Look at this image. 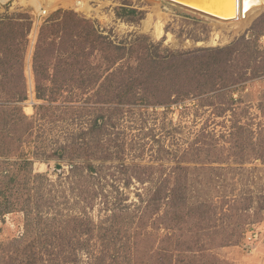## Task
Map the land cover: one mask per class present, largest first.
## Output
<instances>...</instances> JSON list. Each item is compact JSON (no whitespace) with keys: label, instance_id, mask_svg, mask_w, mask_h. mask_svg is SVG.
Listing matches in <instances>:
<instances>
[{"label":"rangeland","instance_id":"rangeland-1","mask_svg":"<svg viewBox=\"0 0 264 264\" xmlns=\"http://www.w3.org/2000/svg\"><path fill=\"white\" fill-rule=\"evenodd\" d=\"M36 1L37 6L30 0H0V20H12L4 29L11 37H18L19 30L30 22L25 67L29 97L21 103L29 116L35 112L34 104L44 102L35 97L31 73L38 32L41 26L49 27L61 20L65 21L60 26L63 35L67 34L69 39L77 27L84 26L80 21L84 19L107 42L129 47L137 39L136 42L148 45L150 51L157 45L159 50L186 52L188 57L202 54V49L230 46L240 37L255 40L258 32L256 42L250 40L248 45L258 47L261 54L264 52V7L246 26L235 29L237 21L214 19L167 0H54L50 4L46 0ZM77 1H86L90 10L85 12L82 7L76 10ZM122 8L136 10L137 14H123ZM42 10L45 14L33 24ZM149 19L150 23L162 21L158 37L147 28L145 22ZM59 35L56 31L53 36ZM262 55L257 62L255 56H242L244 60L250 59L248 78L235 89H228L222 97L210 94L205 101V96L189 95L177 101L172 97L167 107L128 106L121 117L112 119L113 126H108L104 134L90 128L93 110L87 112L80 107L93 103V97L87 100L93 90L64 92L63 96L69 94L68 98L59 96L53 101L52 105L61 106L50 109L54 117H37L31 141L25 144L29 155V150L38 146L52 154L62 145L70 144L64 159L34 160L33 172L48 179L34 181L36 191L32 199L38 201L44 196L50 202L47 195H54L55 207H46L47 215L62 213L67 217L85 212L96 223L113 212V208L118 212L126 208L136 216L134 220L125 218L135 228L141 221L137 216L142 200L146 201L162 184L171 186L174 177L179 180L190 177L192 187L198 188L192 195L206 196L224 209L222 213L218 210L206 227L197 229L200 235L223 234L221 237L226 238L228 230L235 226L237 214L243 211L246 214L243 234L235 241L223 242L225 245L214 248L213 253L229 264H264V76L253 75V71L263 68ZM98 58V53H93L88 60L94 62ZM126 61L134 62L131 57ZM119 152L121 155L115 158ZM86 157L90 158L91 167H86ZM120 162L126 165L127 173L122 171ZM179 164L189 170H177ZM141 169L146 172L141 173ZM90 174L100 178L98 184L93 183ZM79 198H84V202ZM23 223L24 215L20 211L8 213L4 218L0 216V242L20 235ZM143 223L150 226L152 222L145 216ZM91 245V249H99L96 240Z\"/></svg>","mask_w":264,"mask_h":264},{"label":"trees","instance_id":"trees-1","mask_svg":"<svg viewBox=\"0 0 264 264\" xmlns=\"http://www.w3.org/2000/svg\"><path fill=\"white\" fill-rule=\"evenodd\" d=\"M121 13L137 14L136 10L126 8ZM80 21L84 26L77 27L70 39L60 27L64 20L49 27L41 26L33 48L31 73L35 97L44 102L34 104L35 112L29 116L21 103L29 97L25 67L30 22L13 38L4 30L12 20H0V216L4 218L14 211L24 215L22 233L0 242V264H229L213 249L243 234L246 214L244 211L237 214L235 226L228 230L226 238L221 237L223 234L200 235L197 229L206 227L214 219L212 216L224 209L206 196L192 195L198 188L192 187L190 177L184 180L174 177L171 186L162 184L146 201L142 200L137 216L141 221L135 228L125 220L136 217L126 208L120 212L113 208L97 223L85 212L78 216L66 217L62 213L50 216L45 208L54 209V195H47L50 202L44 196L38 201L32 199L36 191L34 181L48 179L33 172V162L48 161L51 157L64 159L70 144L62 145L52 154L38 146L29 150L31 155L25 151V144L31 141L37 117H54L50 109L61 106L52 105L53 101L59 96L68 98L69 94L63 96L64 92L93 90L87 99L93 97V103L80 107L87 112L93 110L90 128L104 134L108 126H113L112 119L121 117L128 106L167 107L172 97L177 101L189 95L205 96V101L210 94L222 97L248 78L250 59L244 60L242 56H255L257 62L264 52L261 54L258 47L248 45L253 39L243 37L230 46L202 49V54L191 57L186 52L159 50L157 45L150 51L148 45L136 42L137 39L126 47L105 41L91 23ZM56 31L60 33L57 37L53 36ZM259 34L256 32L255 40ZM66 37L70 44L67 40L63 47ZM93 53L99 57L94 62L88 60ZM128 57L134 62L126 61ZM261 66L253 75L264 76V64ZM108 151L106 156L110 157ZM89 160L84 158L86 167H91ZM120 166L127 173L123 162ZM183 168L189 170L180 164L176 166L177 170ZM145 172L146 169H141V173ZM93 177V183L98 184L100 178ZM106 208L111 209L108 205ZM145 216L152 222L150 226L143 223ZM93 239L99 249H91Z\"/></svg>","mask_w":264,"mask_h":264},{"label":"water","instance_id":"water-1","mask_svg":"<svg viewBox=\"0 0 264 264\" xmlns=\"http://www.w3.org/2000/svg\"><path fill=\"white\" fill-rule=\"evenodd\" d=\"M179 6L185 7L191 11L214 18V19H232L234 14L242 13L244 0H167ZM246 4L252 2L246 0ZM259 0H254L256 4ZM264 1V0H263ZM244 4V8L246 7Z\"/></svg>","mask_w":264,"mask_h":264},{"label":"bare ground","instance_id":"bare-ground-1","mask_svg":"<svg viewBox=\"0 0 264 264\" xmlns=\"http://www.w3.org/2000/svg\"><path fill=\"white\" fill-rule=\"evenodd\" d=\"M30 1L33 2L35 4V6H37L39 4V2H37L36 0H30ZM46 1L48 2V4H50L54 0H46ZM249 1H251V0H248V2ZM246 3H247V1L244 0L243 1V9H242L243 11L241 14L238 15L236 12L234 14L235 15L234 18H232V19H227V20L218 19V20L229 21V22L230 21L231 22L237 21V23L235 25L236 27H234L235 29H239V28L246 26L250 22L252 17L256 14V12L264 7V1L259 0L256 4H254L255 2H254V0H252V2L250 4H246ZM244 4H246L245 8H244V6H245ZM75 7H76V10L82 7V10L85 12H88L90 10L88 3L86 1H85V3H83L82 1H77L75 4ZM160 19H163V18H160ZM160 19L154 23H150V21H151L150 19L147 22H145V24L147 25V28L151 29V33L156 37L161 35V32H162L163 23Z\"/></svg>","mask_w":264,"mask_h":264},{"label":"built area","instance_id":"built-area-1","mask_svg":"<svg viewBox=\"0 0 264 264\" xmlns=\"http://www.w3.org/2000/svg\"><path fill=\"white\" fill-rule=\"evenodd\" d=\"M45 12H46L45 10H42L40 13L36 14V16H35L36 21H35L33 24L36 25V23H37L38 21H40V20H39L40 16H41L42 14H45Z\"/></svg>","mask_w":264,"mask_h":264}]
</instances>
